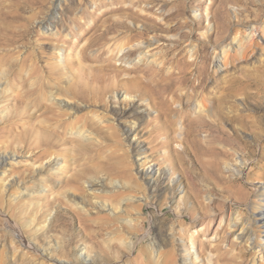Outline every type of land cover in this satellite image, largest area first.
<instances>
[{
    "label": "rangeland",
    "instance_id": "1",
    "mask_svg": "<svg viewBox=\"0 0 264 264\" xmlns=\"http://www.w3.org/2000/svg\"><path fill=\"white\" fill-rule=\"evenodd\" d=\"M18 3L0 16V34L26 32L2 50L0 264H214L183 235L204 229L227 238L226 264H264V0ZM94 16L128 29L49 77L69 49L37 36L70 39Z\"/></svg>",
    "mask_w": 264,
    "mask_h": 264
},
{
    "label": "bare ground",
    "instance_id": "2",
    "mask_svg": "<svg viewBox=\"0 0 264 264\" xmlns=\"http://www.w3.org/2000/svg\"><path fill=\"white\" fill-rule=\"evenodd\" d=\"M3 1V2H2ZM0 1V12H2V14L0 13V16L1 15H4L7 14V13H11V11H14L15 12V9L18 7V1L19 0H2ZM15 1V2H13ZM2 2V3H1ZM22 2V1H21ZM20 7V6H19ZM5 10V11H4ZM17 10V9H16ZM38 15V13L36 14ZM9 16V15H8ZM7 16V17H8ZM14 16V15H12ZM35 16V13H33L32 15H30V18H33ZM37 17V16H36ZM29 18V19H30ZM95 18V16H94ZM2 19V18H1ZM15 19V18H14ZM73 19V18H72ZM5 20V19H4ZM76 20V19H75ZM29 21V20H28ZM120 21V20H119ZM107 23V20L104 19L103 17H97L93 20V24L87 28L86 30L82 31L80 35H70L71 38L70 39H66V36L67 35H52V34H47V35H38L37 38L39 40L41 39H45L47 40L48 44L50 45H55V46H58L60 43L66 45V47L69 49V53H67V55H65V59H64V62L63 64L60 66V65H55V66H45L43 68V72L47 73V75L49 77H54L56 74H57V71H61V72H66L68 70V66L70 64V62H72L74 59H75V56L76 54L78 56V60L81 62V61H85V60H88L86 57H85V54H86V51L93 48L94 46H96L97 43H100L101 40H104L107 38V35L112 33V32H116L119 30V27H122V28H125V29H128L126 27V25H123V24H120V22L116 21V22H113L111 25H106ZM8 25V24H7ZM2 27H4V25H2ZM25 28V27H24ZM7 29V28H6ZM1 30V29H0ZM14 30V29H13ZM101 31L100 34L96 35L95 37L93 36V38L91 37L92 34L97 31ZM256 31H259L261 32L262 29L260 28H256ZM2 32V30H1ZM20 32H21V29H20ZM263 32V31H262ZM4 33V32H3ZM93 34V35H94ZM26 38V32H21L20 34H17V35H4V34H0V83H2L4 77L3 71H1V68L3 66H7V65H10L11 67L15 65V60H14V57L12 54H9L8 52L7 53H2V50L4 49H8L10 48L11 46H14L15 44H18L20 41H23L24 39ZM37 39V40H38ZM236 40V39H235ZM84 43L83 45L80 46L81 43ZM102 43V42H101ZM242 44V43H241ZM252 43H251V40L249 42H247V45H243L241 46V50L243 52V54H247L248 51H250V49L252 48ZM252 50V49H251ZM224 53V52H223ZM33 53H28L26 56H24L23 60H29L30 61V58L31 60L32 59V55ZM42 54V53H41ZM17 56V55H16ZM201 57H206L205 53L203 52H200L199 54H197V58H201ZM231 56H228L227 53H224V62L225 60H228V58L230 59ZM238 57V56H236ZM36 58V57H35ZM17 59V58H16ZM41 59V58H40ZM92 59V58H90ZM35 61V60H33ZM32 61V62H33ZM75 61V60H74ZM39 62V61H38ZM37 62V63H38ZM35 64V63H34ZM205 64L206 62L203 61V62H200L196 71L199 75V77L201 78V84L202 82L204 83L205 80H206V67H205ZM72 65V64H71ZM186 66V65H185ZM33 67V66H32ZM73 67V66H72ZM188 67V66H187ZM186 67V68H187ZM83 68V67H82ZM185 68V69H186ZM67 73V72H66ZM59 77V76H58ZM79 78V77H78ZM59 79V78H58ZM100 81H103V80H100ZM99 81V82H100ZM77 82V81H76ZM101 83V82H100ZM105 83V81H104ZM139 85V84H137ZM47 87V86H46ZM128 87V86H127ZM68 88V91L70 94L72 95H77L79 92L73 90L71 91V87L69 89ZM144 88V87H143ZM94 89V88H93ZM140 89V88H139ZM46 90V88H45ZM240 90H244V89H240ZM52 91V90H51ZM50 91V92H51ZM66 91V89H65ZM87 91V90H86ZM85 91V92H86ZM95 91V90H94ZM93 91V92H94ZM98 91H101V87H100V90ZM229 92L232 91V92H236V90L233 89L232 86L229 87ZM92 92V93H93ZM68 93V92H67ZM87 93H90V90L87 91ZM95 93H97L95 91ZM239 93V92H238ZM231 94V93H230ZM59 95V93H58ZM52 96V95H51ZM127 94L125 95V98H126ZM152 96L153 98H157V97H161V94L160 93H152ZM54 97V96H53ZM56 97V96H55ZM54 97V98H55ZM53 99V98H52ZM56 99V98H55ZM62 103L59 104V106L61 105ZM64 104V103H63ZM121 114H123L124 116L128 115L130 116V112L129 111H121L120 112ZM119 113V114H120ZM132 115V114H131ZM38 124V123H37ZM114 124V123H113ZM193 122H189L187 120H184V125L189 127V128H195ZM76 133L80 136H82V133L83 131L81 132L80 130ZM76 134V135H77ZM129 134V133H127ZM128 136V135H127ZM64 158V157H63ZM6 162L5 158L3 159H0V166L4 165ZM152 169H148L147 171H145L143 173V176L145 177V179L149 180L150 179V176H152ZM100 183H90V185H94V186H99ZM13 199H15L14 201H16V197H13ZM127 203V202H126ZM256 218V221H258L259 223H262V226H261V230L258 231L259 234H256L258 236H262V234H264V209L260 210L259 212H257V214H255L254 216ZM183 222V221H182ZM242 225V224H241ZM234 232H238V234H236V237L237 239L239 240L240 243L242 242H246V243H250V244H253L254 242H252V231H250L249 229H244V227L242 226V228L240 227L239 228H235L234 229ZM211 233V230H207V229H204L202 231H200L197 235H194V234H191V235H187L184 231L183 235L184 236H187L192 244H193V247L196 248V249H201V250H204V248L206 249L208 246H211V252H213L216 257L214 260H212V262L214 264H226L224 261H226V252H224V250H222L221 248V244L223 242L226 241V237L224 235H219L218 239L213 243V244H209V243H206L205 241L201 240V237L202 236H207V235H210ZM161 241L163 242L165 239L163 237V235H161L160 237ZM133 244V243H131ZM130 245H128L129 247H132ZM155 245L156 247L158 248V250H160V242L158 241H155ZM230 246H234V243H231ZM154 250V249H152ZM145 251V250H144ZM153 254V253H152ZM171 257V255L169 256V258ZM159 258V257H158ZM241 260V259H240ZM229 262V261H228ZM170 263V260L167 259V264ZM235 264H237L235 262Z\"/></svg>",
    "mask_w": 264,
    "mask_h": 264
}]
</instances>
